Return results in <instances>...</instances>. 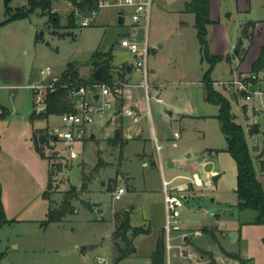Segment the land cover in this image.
<instances>
[{"label":"rangeland","instance_id":"rangeland-1","mask_svg":"<svg viewBox=\"0 0 264 264\" xmlns=\"http://www.w3.org/2000/svg\"><path fill=\"white\" fill-rule=\"evenodd\" d=\"M185 1L155 0L147 30L149 71L168 85L166 93L160 95L164 104L157 105L165 124L160 122L151 101V117L141 116L136 124L143 129V138L112 144V128L95 124L90 128L95 132L94 138L86 136L82 142L72 144L75 158H70V147L63 140H53L51 135L53 129L63 128L60 115H41L30 120L34 102L31 86L40 83V70L47 66L58 74L69 62L77 61L81 63V74L86 73L90 54L95 50L107 53L112 64L120 66L127 61L121 40L128 37L141 43L143 21L133 24L128 7L105 6L98 10L92 25L80 27L82 18L67 16V3L58 1L54 4L58 13L53 9L49 14L37 10L26 19L0 25V104L10 113L0 119L4 160L1 166L10 191L17 192L20 198L16 210L22 219L43 220L52 202L59 206L71 187L77 189L72 201L74 212L67 214L61 224L42 229L31 223H17L0 229V251L5 252L0 264H114L113 213L126 210L131 212L132 227L148 228L149 234L137 238L136 255L121 264H150L149 255L165 222L163 181L182 201L178 210L181 231L171 234L165 251L166 264H195L200 256L204 257L200 264H240L233 254L240 255L246 264H264V225L255 223L256 211L237 207L236 165L227 152L217 118L219 108L206 102L204 86L199 83L209 63L202 57L194 15L184 12ZM8 6L13 11L22 9L27 0H9ZM223 6L226 11H233L234 0H225ZM5 11V0H0V23L6 19ZM53 14L57 23L51 22ZM133 25L137 28L133 29ZM241 30L243 27L237 36L242 35ZM210 32L208 27L212 53ZM234 71V63L219 62L211 79L218 82L216 88L232 102L236 120L244 127L243 106L231 97V89L220 84L233 79ZM256 74L252 72L250 79H255ZM140 95L145 103L142 91ZM166 98L190 117L182 121L176 115L167 117ZM249 106L258 110L256 122L264 128V98L253 99ZM115 116V122H123L124 115ZM152 125L160 141L159 151L152 147ZM174 130L179 138L173 137ZM161 132H166L168 138L161 140ZM40 134L46 137L45 143L37 142L44 157L35 148ZM32 154L38 161L31 158ZM260 156H252L257 174ZM209 163L214 165L208 168ZM49 172L51 187L47 189ZM83 175L87 177L84 192L79 191ZM118 187L124 188L125 193L114 200L112 194ZM46 190L51 201L43 197ZM195 231L202 235H193ZM231 232L236 233L234 240ZM13 238L16 239L12 241ZM12 242L20 243L19 250ZM24 247H33L37 252L28 253ZM181 252L191 253L193 259L180 256Z\"/></svg>","mask_w":264,"mask_h":264},{"label":"trees","instance_id":"trees-1","mask_svg":"<svg viewBox=\"0 0 264 264\" xmlns=\"http://www.w3.org/2000/svg\"><path fill=\"white\" fill-rule=\"evenodd\" d=\"M8 1L5 0L6 19L0 25L8 24L10 22L26 19L30 14L40 11L42 14H49L52 10L54 2L62 0H27V6L22 9L12 10L8 6ZM73 6V11L70 17L77 12L80 17L87 16L90 11L95 8L99 0H66ZM210 1L211 0H189L184 4V12L194 15V24L197 31V39L200 44L202 57L209 63V69L202 78V83L205 89L206 102L218 106L217 118L221 124V131L225 136L227 144V152L230 154L235 162L237 175H236V195L238 199L237 207L239 210H254L257 212L255 223L264 225V179L261 174H257L253 165V158L246 138V132L243 126L236 120L237 116L232 110V102L216 87L211 79V72L216 64L223 60L230 61V57L213 55L210 52V40L208 36V27L214 22L210 18ZM58 18L55 14L51 16V22L57 23ZM111 56L107 53L95 51L92 53L89 64L93 68L99 67L101 64H106L104 70L105 82H110L112 77L108 74V63ZM72 63L68 64L65 73L71 75L73 80L80 84L94 82L95 79L91 76L89 79H82L79 77L77 71L72 69ZM251 72L259 73L264 72V47L260 50V55L251 66ZM35 104V103H34ZM45 109L37 113L35 109L31 115V119H35L38 115L49 116L52 114L61 115L71 110L69 104V92L67 89L58 88L54 92L47 94L44 101ZM8 110L1 106L0 119H5L8 116ZM247 133L253 135L257 133V126L250 128ZM36 151L44 157L41 151V146L37 145ZM112 143L121 142V132L118 130L112 140ZM122 145V142H121ZM1 150V148H0ZM260 161L261 171H264V160ZM100 162V161H99ZM57 171H60V164L57 165ZM50 173L48 177L47 189L51 187ZM83 182L79 191L87 190V177L83 175ZM76 187H71L63 197L62 203L58 207L50 204L46 214V218L40 222V226L45 228L51 223L63 222L64 217L74 212L72 201L76 199ZM2 186L0 183V228L12 223L8 220L2 199ZM48 190L43 193L45 199H49ZM53 203V202H52ZM115 229L112 234L113 239V263L118 264L120 261L130 257L136 252L133 239L141 234H149V229L144 227L131 226V212L124 211L123 213H116L114 215ZM165 241L164 233L162 232L157 240L154 251L151 254V264H166L165 257ZM5 253L0 252V261L4 258ZM232 257L239 261L240 264H246L247 261L240 257L238 254H233ZM212 263L214 260H211ZM215 263V262H214Z\"/></svg>","mask_w":264,"mask_h":264},{"label":"crops","instance_id":"crops-1","mask_svg":"<svg viewBox=\"0 0 264 264\" xmlns=\"http://www.w3.org/2000/svg\"><path fill=\"white\" fill-rule=\"evenodd\" d=\"M62 1L67 3V5L69 7V13L67 16H70L71 12L73 11L72 4L66 0H62ZM187 1H189V0H187ZM187 1H185V3ZM224 1L225 0H211L210 1V18L214 22L212 25L209 26L210 30H211L210 33H211L212 54L223 56V57H226V56L233 57V58H231L230 61H226V60H223V61L229 63L230 65L232 63L235 64L234 76L240 75L242 77H249V75L252 73L251 72V66L259 57L261 48L264 47V0H234V10L233 11H226L224 9V6H223ZM55 3L56 2H54V4ZM54 4L52 7L53 12H57L56 8L54 7ZM119 21L123 22L124 18L120 17ZM248 23H249V27H248L247 34L246 35L242 34V30H241L242 35L237 36L238 30L241 29L242 27L244 28V26ZM235 36H237V37L234 40ZM130 40H133V39H130ZM239 40H241V46L239 49V55L236 56L234 54V50H235ZM235 41H237V42H235ZM95 51H99V50H95ZM95 51H93L92 53H94ZM92 53L90 55H92ZM126 54H127V61H125V62L123 61L120 66H117V65L114 66L110 60L108 63V69H107L108 74L112 78H114L116 80H124L128 84V86H126L124 88V94L120 100L121 108L124 107L121 110V112L119 113L121 115H124L123 122H120V121L115 122L116 116H114L113 118L110 117V118H106V119H99L95 123L96 125H99L101 128H107V129L112 128L114 134H113V137L109 138V140H112L115 136L116 131L119 130L121 132L122 145H123L124 141L127 139H132L134 137L143 138V135H142L143 129L140 126H137L136 124L139 122V119L141 118V116H144V115L147 116L148 115L149 117H151V107H150L151 101H153V106H154V108H156L155 110H156V113L158 115V118L160 119V122L165 124V122L163 121V118L160 117V115L157 111V105L164 104V100L162 99L163 103H155V101L152 97V98H149L148 102L146 101V92L140 86V83L143 79L142 73L140 70H138L136 67L133 66V59L130 56V54L128 53V51ZM87 61H85V63ZM69 63H72V65H73L72 69L77 71L78 75L80 74L79 75L80 78L87 77V79H89L91 76H94V72L98 68V67L93 68L90 64H88L87 68L89 70L86 71V73L81 74L80 69H79L81 63H79L77 61L69 62ZM101 65H105V68H104V70H105L107 65L106 64H101ZM127 67H130V68L128 69ZM67 68H68V64L64 68V70L60 71V73H58V74H61ZM104 70H103V74H104ZM113 72L115 73L116 77H113ZM52 74L58 75V74L53 73V71H52ZM234 76H233V78H234ZM255 76H257V77L253 80L254 86L257 88L261 87L262 83H264V72H259ZM226 81H229V80H226ZM213 82H214V86L216 87V84L218 82H216L214 80H213ZM199 83H201L203 85L202 80H200ZM147 84H148L147 94L149 96H154V97L155 96L160 97V95L162 93L165 94L167 86H168L167 83L160 82L156 78V76L153 74L152 70L149 71L148 64H147ZM224 89H226V88H224ZM151 90L153 92H151ZM226 90H229V89H226ZM140 91H142V93H143L145 103L143 102V99L140 95ZM153 94H155V95H153ZM236 95L237 94H233V92L231 90V97L233 99H235L236 103L238 105H240V107L243 106V108H244V109H242V112H243L242 116H243V119L245 122L244 123L245 125L243 127L245 129V131H248L250 128H252L254 126H257V133H255L253 135H249L250 139L249 140L247 139L251 155L253 156V153H255L256 155L264 154V128H262L260 123L256 122V115L258 114V110L254 107L253 108L250 107L249 105H245L243 100L242 99L239 100V96L238 95L236 96ZM240 103H243V104H240ZM174 104L175 103L171 104V102L167 98L165 99V106L167 107V117L174 118V116L176 115L180 121H182V119L184 120L185 118L190 117L186 112L182 111L180 108L176 107ZM1 106L2 105L0 104V108H1ZM137 106L142 107V109L138 113V120L136 122H134L133 119L127 113L129 111V109L135 110ZM2 107H4V106H2ZM42 107L43 106H36L33 102V111L36 109L39 113L41 110L40 108H42ZM5 109H7V108H5ZM41 111H43V110H41ZM32 113H31V115H32ZM9 115H10V113H8V116ZM31 115H30V120H32ZM38 116H41V115H38ZM38 116H36V117H38ZM128 118L131 119L132 122L126 124L125 121ZM151 127H152V134L154 137L152 147L154 146L156 149L155 139H156L158 145H160L159 144L160 141L156 137V130H155L154 126L152 125ZM123 131H124V133H123ZM175 132H177V131L176 130L173 131V137H174ZM94 133L95 132L90 130L89 137L94 138L95 137ZM161 137H160L161 140H163L164 138H166V139L168 138L166 135V132H161ZM174 138H179V133H178V137H174ZM53 140H55V139H53ZM112 144H118V143H112ZM0 148H1V150H0V170H2L1 172H3V166H1V165H2L4 160H3V148H2L1 141H0ZM31 153L32 152H30V154ZM144 154H146L145 150H144ZM152 155L154 156L153 153H152ZM153 156H152V158H153ZM31 158L33 160L38 161L36 159V156L33 154L31 156ZM260 159L264 160V155H262V157ZM154 163H155V160H154ZM143 165H147V164L144 163ZM259 167H260V163H259ZM160 169L162 170L161 166H160ZM1 172H0V183L2 186L1 199H2V203H3V207H4V211H5V215H6L7 219L11 220L13 222L8 224V225L1 227L0 229H4V227H10V226L17 224V223H31V224L37 225V227L41 228L40 222L43 221L44 219L41 220V219H32V218H29V219H22L21 218L22 215L19 214L20 211L17 212V210H16L17 209L16 206H18L17 202L20 201L18 193L17 192L15 193L14 190L10 191V188L8 187L10 182H8L7 179H4V177H3L4 172L3 173H1ZM259 172L261 174V178L264 179V171H261V167L259 169ZM162 199H163V203H164V193H163ZM186 199H187V197H186ZM47 200L51 201L50 199H47ZM51 205H52V203H51ZM49 206H48V209H49ZM54 207H58V206H54ZM48 209H47V211H48ZM114 215H115V212L113 213V220H112V223H113L112 234H113L114 229H115ZM61 223L62 222L51 223V224L58 225ZM42 229H45V228L42 227ZM240 230H241V228L239 229V232H240ZM231 231H235V230H231ZM162 232H163V227H161L159 230V236ZM204 233L206 234V232H204ZM141 235H148V234H141ZM141 235H139V236H141ZM239 235H240V237L242 236L241 232ZM139 236H137L133 239V243H134V246L136 248V252L133 255H131L130 257L120 261L118 264H121L125 260L136 255V253H137L136 240ZM159 236H158V238H159ZM111 238H112V236H111ZM158 238L156 239L154 246H153V249L151 250V253L149 255L150 264H151V254L155 249ZM185 238L188 239V237H185ZM15 239L13 238L12 241ZM12 244H14V242H12ZM14 248L19 250L20 243H16V245L14 244ZM24 248L25 249L23 251H26L28 253H36L37 252V249H33V247H29V248L24 247ZM209 248L210 247L208 246V249ZM3 253H5V252H3ZM113 255H114V253H113V239H112V256ZM199 259H200L199 262L201 263V261H203L204 257L200 256ZM221 264H227V263H225V261H222Z\"/></svg>","mask_w":264,"mask_h":264},{"label":"built area","instance_id":"built-area-1","mask_svg":"<svg viewBox=\"0 0 264 264\" xmlns=\"http://www.w3.org/2000/svg\"><path fill=\"white\" fill-rule=\"evenodd\" d=\"M155 0H99L95 8L85 17H80L76 12L77 17L82 18L80 27H89L95 21L97 12L100 8L105 6L128 7L132 10L133 24H139L143 21V29L145 30L142 42L139 43L124 37L120 45L125 48L133 59V66L141 71L143 79L140 86L146 92V101L149 98L154 99L155 103H163L162 98L158 96H149L147 94V64L149 56V43L147 30L150 21V15ZM142 27V26H141ZM137 26L133 25V29ZM41 81L38 84L32 85L31 89L34 94V103L37 106L44 104L48 93L56 91L58 88L67 89L69 92V104L71 110L60 115L63 128L61 131L53 129L52 137L61 139L70 147V158H75L77 154L71 149L72 144L82 142V140L90 135V128L99 119L113 118L117 113L119 114L124 108L120 106V100L124 94V88L128 84L124 80L111 79L110 82L94 81L86 84H80L73 80L70 74L62 72L58 75L52 74V67L47 66L40 70ZM254 78L242 77L235 75L233 79L220 82L223 88L231 89L235 92L245 105H249L255 98H264V83L261 87H255ZM98 94L99 98L96 100L94 96ZM147 106V105H146ZM144 107V106H143ZM142 107L137 106L135 110L129 109L128 115L134 122L138 120V113ZM126 113V112H125ZM174 137H178V133H174ZM156 149L159 151L161 146L157 144L155 139ZM125 193V189L118 187L112 194L114 200H119ZM164 193V212L165 222L163 226V233L165 239V249L169 248V241L173 232L181 231L180 219L178 215L179 208L182 207V201L179 197L171 193L167 181H163ZM183 235V234H182ZM195 236L202 235L201 231H195ZM183 238L186 235L182 236ZM180 256L188 259H193L191 253H180ZM200 264V262H195Z\"/></svg>","mask_w":264,"mask_h":264},{"label":"water","instance_id":"water-1","mask_svg":"<svg viewBox=\"0 0 264 264\" xmlns=\"http://www.w3.org/2000/svg\"><path fill=\"white\" fill-rule=\"evenodd\" d=\"M121 20V19H120ZM248 27H249V23L248 24H246L245 26H244V28H243V30H242V34H244V35H246L247 34V32H248ZM240 46H241V40H239V42H238V44H237V46H236V48H235V50H234V54L236 55V56H238L239 55V49H240ZM104 68H105V65H101L100 67H98L97 69H96V71L94 72V79L96 80V81H101V80H103V78H104V74H103V70H104ZM128 69L130 68V67H127ZM94 98L96 99V100H98V98H99V95L98 94H96L95 96H94ZM41 110H44L45 109V106H43L42 108H40ZM40 110V111H41ZM55 139V138H54ZM45 141H46V137L43 135V134H40L39 136H38V143L39 144H43V143H45ZM213 166V164L212 163H209V165H208V168H211ZM185 199H186V197H185ZM231 238H232V240H234L235 239V237H236V233L235 232H231ZM185 240H187V238H185Z\"/></svg>","mask_w":264,"mask_h":264}]
</instances>
